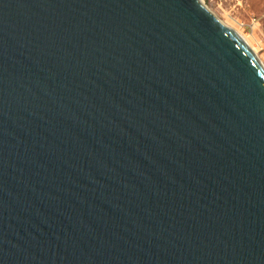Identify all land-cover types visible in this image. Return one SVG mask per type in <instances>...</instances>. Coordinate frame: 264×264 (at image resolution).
I'll list each match as a JSON object with an SVG mask.
<instances>
[{"label": "water", "instance_id": "95a60500", "mask_svg": "<svg viewBox=\"0 0 264 264\" xmlns=\"http://www.w3.org/2000/svg\"><path fill=\"white\" fill-rule=\"evenodd\" d=\"M0 264H264V66L199 0H0Z\"/></svg>", "mask_w": 264, "mask_h": 264}, {"label": "rangeland", "instance_id": "374dc122", "mask_svg": "<svg viewBox=\"0 0 264 264\" xmlns=\"http://www.w3.org/2000/svg\"><path fill=\"white\" fill-rule=\"evenodd\" d=\"M226 27L239 33L264 66V0H199Z\"/></svg>", "mask_w": 264, "mask_h": 264}, {"label": "bare ground", "instance_id": "6f19581e", "mask_svg": "<svg viewBox=\"0 0 264 264\" xmlns=\"http://www.w3.org/2000/svg\"><path fill=\"white\" fill-rule=\"evenodd\" d=\"M221 23H222V22H221ZM222 24L224 25V23H222ZM224 26H226V25H224ZM228 27H229V26H228ZM228 27H227V28H228ZM243 39H244V38H243ZM244 40H245V39H244ZM245 42H246V41H245ZM246 43H247V42H246ZM247 45H248V44H247ZM248 46H249V45H248ZM249 47H250V46H249ZM253 53H254V52H253ZM254 54H255V53H254Z\"/></svg>", "mask_w": 264, "mask_h": 264}]
</instances>
